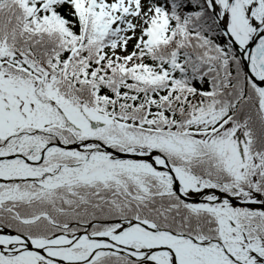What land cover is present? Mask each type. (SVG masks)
Masks as SVG:
<instances>
[{"label":"snow or ice","instance_id":"6c2138e0","mask_svg":"<svg viewBox=\"0 0 264 264\" xmlns=\"http://www.w3.org/2000/svg\"><path fill=\"white\" fill-rule=\"evenodd\" d=\"M0 264H264V0H0Z\"/></svg>","mask_w":264,"mask_h":264}]
</instances>
